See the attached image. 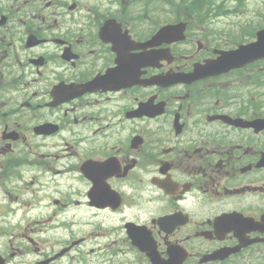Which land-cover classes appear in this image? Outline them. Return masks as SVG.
<instances>
[{"label":"flooded vegetation","instance_id":"flooded-vegetation-1","mask_svg":"<svg viewBox=\"0 0 264 264\" xmlns=\"http://www.w3.org/2000/svg\"><path fill=\"white\" fill-rule=\"evenodd\" d=\"M173 1L0 0V264H264V60Z\"/></svg>","mask_w":264,"mask_h":264},{"label":"rangeland","instance_id":"rangeland-1","mask_svg":"<svg viewBox=\"0 0 264 264\" xmlns=\"http://www.w3.org/2000/svg\"><path fill=\"white\" fill-rule=\"evenodd\" d=\"M215 3L219 4L221 6V8H219V10H223V7L227 8V9H232V8H239L240 10H244V11H254V13L260 14L258 15L259 17L264 14V0H214ZM218 5V6H219ZM224 21H231V20H236V19H223ZM260 18H256L255 20H253V23H258L260 22ZM78 221L82 222L81 219H79ZM115 222L114 219H110V220H106L104 221L105 226H109L110 224H113ZM84 227H86L85 225L82 227H76L73 228V231L69 234L68 239H72L74 237H77L81 234V231L83 229H85ZM65 233V230L62 228V232L60 233L61 235H63ZM83 250L86 252L87 255H89L91 252H89V246L84 247Z\"/></svg>","mask_w":264,"mask_h":264},{"label":"water","instance_id":"water-1","mask_svg":"<svg viewBox=\"0 0 264 264\" xmlns=\"http://www.w3.org/2000/svg\"><path fill=\"white\" fill-rule=\"evenodd\" d=\"M238 52L241 55V59L243 61L253 60L260 57V53H264V30L257 34V41L255 43L242 47V49H240ZM229 58L236 59L237 57L232 55Z\"/></svg>","mask_w":264,"mask_h":264}]
</instances>
